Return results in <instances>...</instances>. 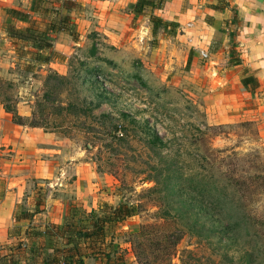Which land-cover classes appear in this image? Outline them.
I'll return each instance as SVG.
<instances>
[{
  "label": "rangeland",
  "instance_id": "374dc122",
  "mask_svg": "<svg viewBox=\"0 0 264 264\" xmlns=\"http://www.w3.org/2000/svg\"><path fill=\"white\" fill-rule=\"evenodd\" d=\"M199 1L202 8L216 3ZM73 2L69 17L77 40L72 41L64 33L67 39L59 42L56 51L52 49L54 35L62 32L51 34V47L41 51L50 56V61L35 64L27 63V56L19 57V44H13L3 32L6 23L16 28L26 26L13 19L7 9L21 10L34 18L31 0H0L2 96L8 94L16 102L18 115L24 118L29 116L34 101H47L49 107H67L62 113L65 121L60 115H51L45 122L47 127L37 129L12 124L0 105V143L15 138V149L21 157L20 173L27 179L22 187L25 201L16 214L30 209V215L27 223L17 227L18 232L41 228L39 225L48 219V201L57 194H79L63 199V218L72 210L76 218L84 220L87 213H98L102 204L139 207L135 216L108 228L106 240L112 244L113 256L121 258L123 264H260L264 188L259 186L243 197L228 190L217 208L212 196L215 188L222 185L218 174L221 171L236 169V176H243L242 170L261 173L264 169L259 124L248 120L215 122L204 108L205 86L202 81L193 80L197 72L191 63L194 56L197 66L215 67L223 56V69L239 64L235 8L229 3L218 20L203 17L218 31V37L211 39L206 48L201 47L199 40L189 43V37H178L184 31L197 29L192 26L195 19L190 0H184L189 10H184L188 17L181 26L170 21V26H159L151 35L150 22L132 15L129 26L148 28V32L139 29L131 39L129 32L119 41L121 46H114L95 28L96 7ZM128 10L127 5L125 11ZM153 14L158 17V13ZM81 17L87 20L81 21ZM160 43L162 48L158 47ZM200 52L208 57L201 58ZM238 72L247 78L246 89H255L251 87V73L242 68ZM222 101L218 98L216 102ZM204 124L222 126V134L208 139L207 150L196 142L207 133ZM109 130H121L127 137L120 140L116 132L110 138L104 135ZM143 133L151 139L156 136L161 144L149 149ZM9 149L0 146V158L9 157ZM168 164L170 172L159 177L154 191L146 192L154 186L148 180ZM199 167L204 171L196 173ZM209 176L219 182L210 184ZM199 190L208 195L197 193ZM243 214L251 217L248 225L232 226ZM21 240L15 242L14 247H19L15 256L30 262L25 248L28 243ZM83 262L101 264L90 258Z\"/></svg>",
  "mask_w": 264,
  "mask_h": 264
},
{
  "label": "trees",
  "instance_id": "16d2710c",
  "mask_svg": "<svg viewBox=\"0 0 264 264\" xmlns=\"http://www.w3.org/2000/svg\"><path fill=\"white\" fill-rule=\"evenodd\" d=\"M170 0H136L129 5L128 12L131 15H140L145 17L151 24V35H154L156 29L159 26H170L169 22L162 21L159 17L153 14L154 10H160L164 4ZM228 0H216V3L208 8L222 12L228 6ZM74 5L73 0H31L30 12L34 15V18H30L27 12L15 9H7V13L13 19L25 22L24 28H16L11 23H6L3 28L5 36L10 39L13 44H19L16 48L17 55L19 57L28 58L27 63L34 62L35 64L47 63L50 60L49 55H43L42 50L49 49L51 42L53 41L51 34L56 32H62L69 35L72 41L77 40V34L72 29L73 24L70 22L69 12ZM172 25V24H171ZM55 58L60 56L52 53ZM34 64V65H35ZM1 81V80H0ZM4 83V82H3ZM243 88H247V78H242L240 81ZM256 81L254 78L251 80V87L256 88ZM247 90V89H246ZM0 92V105L3 111L9 115L10 122L17 126H25L28 128L45 129L46 121L51 115L59 116L62 121L66 120V117L62 113L67 111V107L61 104H55V106L49 107L46 102L34 101L29 116L24 118L18 115L16 111V102L10 100V96L6 93ZM43 99H47L43 96ZM38 109L37 111L33 108ZM51 111V112H49ZM37 113L39 115H37ZM206 130L205 136H200L196 142L199 146L205 147L207 150V141L213 135L222 134V126H208L202 125ZM55 127V126H52ZM59 127V126H58ZM118 132L117 138L125 140L127 134L121 132V130H115L105 132L104 135L112 138V134ZM200 133V132H198ZM114 135V134H113ZM143 140H145L146 146L150 149L157 145H160V140L154 136L153 139L147 133L142 134ZM235 156H232L234 158ZM244 160V159H242ZM170 168L169 164L159 172H155L154 176L148 181H152L154 186L148 188L145 191H154L155 185H159L157 181L159 177L164 174L167 175ZM201 173L204 171L203 167H199ZM236 169H232L230 172L227 170L221 171L219 178L223 180L222 185L216 190V194H212L215 199V207H220L225 199L228 190L231 193H237L243 196H249L247 193L256 191L257 187L264 188V169L259 172L247 173L246 170H242L243 176H236ZM195 175V174H194ZM201 176V175H200ZM208 178V177H207ZM203 180V179H202ZM210 184L218 180H214L209 176L207 180ZM200 184V183H199ZM219 185V183L217 184ZM216 187V186H215ZM195 188H193L194 190ZM201 195L203 190L197 191ZM37 206L36 204H34ZM137 205L119 204L115 207L102 204L101 210L96 212H89L86 214L84 220L75 217L74 213H69L62 220L61 224H54L52 222L45 223L41 228H27L24 233V239H26L28 246V253L31 256L30 264H84V258H90L95 263L101 264H123L121 258L114 257L111 251V242L106 240L108 228L116 224H119L133 216L138 212ZM27 211L14 213L12 218L14 222L20 220H27ZM193 217V216H192ZM194 217L198 218V214ZM251 217L248 215H241L237 220H234L232 226L242 224L244 228L248 225V221ZM259 238H261V246L259 255L261 256L260 264H264V221H260ZM40 227V226H39ZM260 228V229H261ZM18 228H13V232H17ZM18 233V232H17Z\"/></svg>",
  "mask_w": 264,
  "mask_h": 264
},
{
  "label": "crops",
  "instance_id": "0c3cea01",
  "mask_svg": "<svg viewBox=\"0 0 264 264\" xmlns=\"http://www.w3.org/2000/svg\"><path fill=\"white\" fill-rule=\"evenodd\" d=\"M76 1L96 7L93 15L98 19V27L95 28L106 37L109 45L121 46L118 43L125 38V35L128 36L129 32H131V35H129V39H131L135 35V32L141 28L133 29L129 26L132 15L125 11V7L136 0ZM191 1L192 14L195 19L192 26L197 29L192 28V31H184L178 37L180 40L189 37L187 39L189 43L192 40H199L201 47L206 48L211 39L218 37V31L206 24L203 21V17L209 16L218 20L223 13L207 7L202 8L198 4L199 0ZM228 1L235 8V15L239 22L235 47L239 64L223 69L224 65L222 63H224V58L220 56L218 58L220 64H217L215 67L210 64L200 67L196 65V59L192 56V69H195L197 72L193 80L196 82L202 81L205 86L202 103L215 122L254 121L259 124L257 130L258 140L264 141V0ZM184 5L188 6L184 8ZM185 9L189 10V4H185L184 0H170L162 9L154 10V13H158V17L164 21H174L181 26L188 17L184 11ZM195 9L200 10L196 11ZM80 20L87 19L81 17ZM146 30L148 32V28ZM197 36L201 39L196 40ZM54 37L56 39L53 41L52 49L57 51L56 46L59 45V42L64 43L67 38L64 33H57ZM158 47L162 48V43ZM239 68L245 69L247 73H251L257 83L255 89L246 90L242 87L240 81L245 76H239ZM218 98H222V103L216 102ZM0 146L5 148L10 147L7 150L10 151L9 157L0 158V253H2L0 254V261L3 264H30L27 259L15 256L16 248H19L14 247L15 242L22 241V238L24 239L22 236L25 229H22L20 232L17 231L18 233L13 232V228L27 223L28 220L14 222L12 218L18 206L25 201L22 187L25 185L27 179L22 177L20 173L21 157L15 149V138L2 140ZM59 184L62 186V182ZM71 195L78 196L79 194H57L55 198L48 201L46 217L50 219V222L54 224L62 223L63 209L61 210V207L63 199ZM29 199L31 198H27V200ZM27 211H30V209H27ZM48 219L45 223L49 221ZM45 223H41L39 226L43 227ZM20 245L24 247L22 243ZM17 246L19 245L17 244Z\"/></svg>",
  "mask_w": 264,
  "mask_h": 264
},
{
  "label": "built area",
  "instance_id": "2783aa9c",
  "mask_svg": "<svg viewBox=\"0 0 264 264\" xmlns=\"http://www.w3.org/2000/svg\"><path fill=\"white\" fill-rule=\"evenodd\" d=\"M200 57L204 59L207 57V54L205 52H200Z\"/></svg>",
  "mask_w": 264,
  "mask_h": 264
},
{
  "label": "water",
  "instance_id": "95a60500",
  "mask_svg": "<svg viewBox=\"0 0 264 264\" xmlns=\"http://www.w3.org/2000/svg\"><path fill=\"white\" fill-rule=\"evenodd\" d=\"M146 28H140V32H145L146 33Z\"/></svg>",
  "mask_w": 264,
  "mask_h": 264
}]
</instances>
